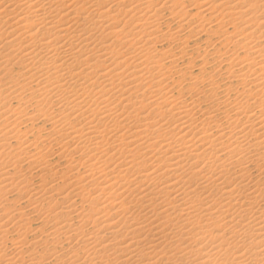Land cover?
Segmentation results:
<instances>
[{
  "label": "bare ground",
  "instance_id": "6f19581e",
  "mask_svg": "<svg viewBox=\"0 0 264 264\" xmlns=\"http://www.w3.org/2000/svg\"><path fill=\"white\" fill-rule=\"evenodd\" d=\"M257 10L261 21L254 17ZM165 14L177 22L176 29L163 26ZM205 20L219 29L254 27L264 36V0L0 4V218L6 219L0 220V239L12 228L19 233L28 220L24 212L6 214L4 197L16 191L28 195L37 217L53 222L50 241L58 245L62 236L74 242L73 262L84 254L86 264H264V46L257 49L249 40L251 57L240 66L250 79L233 67L220 76L221 90L219 82L204 83L207 63H201L199 77L189 84L194 100L177 99L166 86L172 75L187 77L176 57L187 56L184 64L192 67L188 41L209 29ZM185 29L187 38L180 35ZM245 31L237 37L246 42L252 34ZM162 41L180 43V56L172 54V46L160 54L155 45ZM236 59L233 66L239 65ZM233 84L243 88L237 97L230 94ZM12 100L22 105L12 110ZM201 103L210 107L203 110ZM23 105L34 108L46 125L37 128L34 118H24ZM69 118L78 124L67 123ZM24 122L28 126L20 131ZM43 143L62 151L56 160L33 157L35 170L54 178L63 161L66 171L58 177V189L44 188L38 198L26 177L32 173L21 174L19 164L20 156L31 159L29 151ZM14 149L17 157L5 161ZM9 168L16 172L10 175ZM53 197L57 202L50 206ZM85 224L92 231H85ZM3 239L0 253L8 249ZM22 241L12 244L19 263L28 249Z\"/></svg>",
  "mask_w": 264,
  "mask_h": 264
},
{
  "label": "rangeland",
  "instance_id": "374dc122",
  "mask_svg": "<svg viewBox=\"0 0 264 264\" xmlns=\"http://www.w3.org/2000/svg\"><path fill=\"white\" fill-rule=\"evenodd\" d=\"M3 1V2H2ZM4 3L5 2V0H0V4H2V3ZM220 1H218V3H219ZM254 3H256V2H253V5H254ZM263 3V2H262ZM262 3H258L257 2V5L256 6H259L260 4H262ZM189 4L191 5V3H187V2H184V5L183 6H187V9H189ZM215 4H217V2H215ZM259 4V5H258ZM261 6V5H260ZM191 8V7H190ZM199 10H197L196 9V12H198ZM259 11V12H258ZM191 14H194L193 12H195V9H192L191 11ZM260 10H257V16L254 14V17H255V19L257 20V19H259L260 21L262 20V18L259 16L260 15ZM259 13V14H258ZM207 18H208V14H206L205 15ZM165 18H163L162 19V23H163V26L164 27H167V25L169 26V27H171V28H175L176 29V24H177V22L176 21H174V20H172L171 19V17L169 16V15H167V14H165V16H164ZM205 17V18H206ZM210 17V16H209ZM198 19V18H197ZM197 19H195L194 21H193V23L194 22H197L198 20ZM197 20V21H196ZM252 20V19H251ZM259 20H257V21H259ZM174 21V22H173ZM257 21L255 22V23H257ZM167 22V23H166ZM172 22V23H171ZM207 22V20H205L204 21V25L206 24V28H209L207 31H203V32H201V33H199L198 34V36H195V37H193V38H190L189 39V45H190V47H189V49L187 50L188 51V53H189V57H193L194 58V56H195V59H193L192 58V60H194V64H192L191 66L193 67H191L190 68V66H188L187 64H184L185 62H187L188 60L186 59V58H188L187 56L186 57H183V58H181V59H178V57H176V64L179 66V69H181V71H183V72H187L188 73V75H187V77L186 76H184V77H180L179 75H175V76H171V78L168 80V81H166V86H168V89H169V92L171 93L170 95H172V96H175V98H177V99H179V98H181L182 100H185V101H192V100H194L195 99V95L193 96V94H195V91L194 90H190L189 91V84H190V82L191 83H193L194 82V77H199V68L201 67V66H204L205 64L204 63H207L206 65H205V69H206V71L208 72V74L206 73H204V78H205V84H209L210 82H219V88L221 87L222 89L224 88L223 87V84L225 83V81L221 78L220 79V76L221 75H224V73L225 74H227L228 72L227 71H231V70H234L236 67V69H239V68H241V66H240V64H242V63H244V61L246 60V55H249L250 56V50H248V48L251 46V44L249 43V40H250V42L252 41H254L253 43H252V45H256L257 46V44L260 46H257L258 48L257 49H261V47H263L264 46V36H260L259 34V31H257L256 29H254V27L253 28H251L250 29V31H249V29H248V27H245L246 25H242V26H240V28H237V29H235V27L233 28L232 26H224V27H222L221 29H219V27L218 26H216V24H215V22H211V20H208V24L206 23ZM252 22V21H251ZM169 23V24H168ZM192 23V24H193ZM211 23V24H210ZM255 23H253V24H255ZM165 24V25H164ZM252 24V23H251ZM251 24H249V25H251ZM178 25V24H177ZM244 26V27H243ZM228 28V29H227ZM233 30V31H232ZM247 32H246V31ZM222 31V32H221ZM226 31V32H225ZM244 33V31L246 32L245 34H243V35H250V34H252V35H250L249 36V39H247L246 40V42L247 43H249V45H247V43L245 42V40H243L242 39V37H237V35H238V33H242V32ZM262 31H263V29H262ZM187 32H188V29H185L184 30V32H180V35H181V37H183V38H187ZM229 32V33H228ZM258 32V33H257ZM222 33H223V35H222ZM232 33V34H231ZM253 33H255V34H253ZM231 35V36H230ZM233 35H236V36H233ZM224 36V37H223ZM239 36V35H238ZM241 36V35H240ZM262 37V38H259V37ZM226 37H228V39L226 38ZM235 37V38H234ZM182 38V39H183ZM206 38V39H205ZM230 38H232V41L230 40ZM254 38V39H253ZM181 39V40H182ZM224 39H227V41H225V42H227V47H226V45H225V42H224ZM204 40V41H203ZM233 40H235L234 42H236V43H238L239 44V42H240V45H237V44H234V45H236V46H234L233 45ZM229 41V42H228ZM244 41V42H243ZM223 42H224V44H223ZM232 42V43H231ZM243 42V43H242ZM263 42V43H262ZM159 43H161V42H158V43H156V49L160 52V50H162L161 52H160V54H162V53H164L165 51H167V50H169V48L172 46V54H174V55H177V56H180L178 53H179V50H180V47H179V45H180V43H173L171 46H170V44H168L167 42H165V41H162V44H159ZM197 45H196V44ZM221 43L223 44V46H221ZM257 43V44H256ZM168 44V45H167ZM194 44V45H193ZM245 45V46H244ZM196 46V47H195ZM199 46V47H198ZM220 46V47H219ZM225 46V47H224ZM240 46H242V48L240 47ZM246 46H248V47H246ZM178 47V48H177ZM201 47V48H200ZM202 47H203V49H202ZM215 47V48H214ZM219 47V48H218ZM222 47V48H221ZM239 47L241 48V49H239ZM195 48V50H193ZM196 48H198V49H196ZM222 50H221V49ZM223 48H225V50L223 49ZM264 48V47H263ZM160 49V50H159ZM207 49V50H206ZM239 49V50H238ZM243 49H245V50H243ZM192 50H193V52H192ZM197 50V51H196ZM215 50V51H214ZM218 50V51H217ZM224 50V51H223ZM228 50H230V51H228ZM238 50V51H237ZM203 51H205L203 54H202V52ZM217 51V52H216ZM221 51V53H219ZM244 51V52H243ZM197 52V53H196ZM211 54H209V53ZM222 52H226V55L224 56V54L225 53H222ZM227 52H230V54L229 53H227ZM234 52H236V53H234ZM166 53V52H165ZM196 53V54H195ZM198 53L200 54V55H198ZM214 53H218L220 56H218V54H214ZM244 53H246L245 55H244ZM160 54H158L157 56H160ZM193 54V55H192ZM204 54H206V55H204ZM231 54H233V56L232 57H230L231 56ZM234 54H236V55H234ZM242 54L244 55V57L242 56ZM196 55H197V57H196ZM202 55V56H201ZM208 55V56H207ZM210 55V56H209ZM241 55V56H240ZM216 56H217V58H216ZM221 56H222V58H221ZM227 56V57H226ZM230 57V58H229ZM236 57H237V59H236ZM251 57V56H250ZM159 58V57H158ZM232 58H235L236 60H238V58H239V60L238 61H235V64L238 62V66H233L232 64H231V59ZM216 59V60H215ZM228 59H230V60H228ZM200 60H202V61H200ZM222 62H221V61ZM226 60V61H225ZM244 60V61H243ZM169 61V60H168ZM167 61V62H168ZM229 61V62H228ZM242 61V62H241ZM166 62V61H165ZM240 62V63H239ZM183 63V64H182ZM201 63H203L204 65H201ZM220 63V64H219ZM228 63H230V64H228ZM247 63V62H246ZM180 64H182V65H180ZM218 64V65H217ZM220 65V66H219ZM230 65V66H229ZM232 65V66H231ZM197 66V67H196ZM240 66V67H239ZM195 67V68H194ZM216 67V68H215ZM233 67H234V69H233ZM246 66H242V73H247V75H248V77H246V78H248V79H250V78H252V74H250V73H248L247 71H246V68H245ZM188 68H190L189 70H188ZM230 68V69H229ZM245 68V69H244ZM186 69V70H185ZM193 69V70H192ZM222 70V71H221ZM227 70V71H226ZM189 71V72H188ZM217 71H219V72H217ZM221 71V72H220ZM20 72H22V70H20ZM198 72V73H197ZM196 73H197V76H196ZM217 73V74H216ZM189 74L191 75L190 76V80H189ZM208 75V76H207ZM217 75V76H216ZM213 77V79H212V77ZM250 76V77H249ZM208 77V78H207ZM224 78H225V76H223ZM208 81H207V80ZM209 79H212V81L211 80H209ZM201 80V79H200ZM173 81H175V82H173ZM210 81V82H209ZM172 82L174 83V84H172ZM183 82V83H182ZM137 83V82H136ZM136 83H133L132 84V86H134ZM169 85H170V87H169ZM178 86H179V88H178ZM234 86V87H233ZM6 87V86H5ZM4 87V88H5ZM187 87H188V89H187ZM203 84H199L198 86H197V88H199V89H201V90H203ZM231 87L233 88V89H231L230 88V94L231 95H234L235 94V97H237L238 95H240L242 92H243V88H242V86H240V85H236V84H233V85H231ZM239 87V88H238ZM241 87V88H240ZM207 88H209V87H207ZM206 88V89H207ZM220 88V89H221ZM234 88H235V93H234ZM0 89H2L1 87H0ZM219 89V91H221ZM240 89V90H239ZM177 90V91H176ZM172 91V92H171ZM241 92L240 94H238L237 92ZM233 93V94H232ZM236 93H237V95H236ZM180 96V97H179ZM194 97V98H193ZM192 98V99H191ZM180 99V100H181ZM191 99V100H190ZM10 103V102H9ZM8 103V104H9ZM22 105V102H18L17 103V100H12L11 101V104H9L8 106H11L10 108H12V110H15V108L16 109H18L19 108V106H21ZM29 106V105H28ZM28 106H26V105H23L22 107H21V109H27L26 110V115L25 116H27V117H24V118H30L31 117V120L34 118V120H32V121H34L33 123L35 124V127H37L38 128V126L39 127H44L45 125H46V123H44L43 122V120L40 118V119H37L36 117H35V110H34V108H30V107H28ZM201 109H203V110H205V109H207L208 107H210V105L209 104H207V103H201V105L199 106ZM20 109V110H21ZM29 113V114H28ZM37 120H36V119ZM67 123H71V124H73L74 125V123H77L73 118H69L67 121H66ZM2 119H0V125H2ZM43 124H45V125H43ZM78 124V123H77ZM26 126H28V125H26V123L24 122V123H22L20 126H19V130L20 131H24L25 130V127ZM80 126V125H79ZM21 127V128H20ZM1 128V127H0ZM24 129V130H23ZM32 141V140H31ZM50 146H48V144L47 143H43V145L42 144H36V148H34V149H32V150H30L29 151V155L31 156V159H30V157H25V156H20V160H21V162H20V164H19V168L22 170V173L21 174H23V175H25V174H27V173H32V175H27L26 177H27V181H28V183H30L29 185H30V187H33V188H35L34 190H36L37 191V194L35 195H33L32 193V196H34V197H38V196H41L42 195V193H43V191L45 190V189H51V187H52V189H53V187H55L56 189H58L59 188V180H58V177L63 173V172H65L66 171V169H65V165L63 164V161L61 162V160H59V162H61V163H59V165H60V167L58 168L59 170L57 171L58 173H59V175L57 174V176H54V178L51 176V175H49L48 174V172L47 171H44L43 172V175H42V172H41V174H40V172L39 171H36L35 169L36 168H34V166H33V164L31 165V163H32V161L31 160H33L32 158L34 157V159L35 158H38V160H41L42 158L41 157H45L44 159L45 160H56L57 159V155L62 151V149H61V147L59 146V145H55L54 143H51V144H49ZM56 146V147H55ZM38 147V148H37ZM60 150V151H59ZM12 151V150H11ZM11 151H7L6 152V154L8 153V154H10V155H8L9 157L8 158H6L5 159V161H8V159L9 158H12L13 156H15L16 154L18 155V150L16 149H14L12 152ZM57 151H59V152H57ZM10 152V153H9ZM52 152V153H51ZM55 152V153H54ZM11 153H13V154H11ZM32 154V155H31ZM49 154V155H48ZM17 155L15 156V157H17ZM38 155V156H37ZM48 155V156H47ZM53 155V156H52ZM26 158V159H25ZM29 158V159H28ZM12 160H14V159H11V162H14V161H12ZM43 160V159H42ZM31 162V163H30ZM30 164V165H29ZM29 165V166H28ZM63 165V166H62ZM31 167V168H30ZM33 168V169H32ZM63 168H64V170H63ZM28 169V170H27ZM61 169V170H60ZM7 170H9V172H10V175H13L14 173L13 172H16V171H13L11 168H9V169H7ZM63 170V172H61ZM2 171V170H1ZM24 171V172H23ZM56 171V170H55ZM54 171V172H55ZM74 172H76V171H74ZM25 173V174H24ZM40 174V175H39ZM48 174V175H47ZM54 174V173H53ZM44 176V177H43ZM57 177V178H56ZM32 178V179H31ZM30 181H29V180ZM58 180V181H57ZM41 182V183H40ZM46 182V183H45ZM28 183H27V186L29 187V185H28ZM46 185V186H43V185ZM58 184V185H57ZM48 186V187H47ZM41 188H42V190H41ZM45 188V189H44ZM88 188H90V187H88ZM55 189V190H56ZM54 190V189H53ZM67 190V189H66ZM42 193H41V192ZM38 192H40V194L38 193ZM54 192H56V191H54ZM25 197V198H24ZM28 197V195H26V196H21V193H20V195L15 191V192H11V193H8V194H6L5 195V197L4 198H6V202H4L3 203V205H4V208L5 209H7V215H9V216H12L13 214H15L16 213V211H17V213L19 212H24V213H26V215H27V217H28V220L25 222V224L26 223H28L27 225H25L24 224V227L21 229V231L19 232V233H17L15 230L16 229H10V230H13V231H10L9 233H8V235H5L4 236V241H5V244L7 245V247H8V249H5L4 248V253H2L3 251H1V255H0V259H2V260H0V264H5V263H7V262H9V263H7V264H31L30 262H32V264H35V262H39L40 264H70V262H71V264L73 263V264H86V262H85V258L83 259V257L82 256H84V254L83 255H81V257H80V259H79V262H73L72 260H70L71 258H69L70 256L69 255H71L73 252H75V251H77L78 249H76L75 248V244H74V242H71V243H67V241H65L64 239H63V237L62 236H60L61 237V240H63L62 242H61V240L59 241V240H57V241H59L60 243H61V245H60V243L58 242V245L57 244H55V243H53L52 241H50L51 240V237H52V233H53V231H54V228H53V226H52V223L53 222H51V221H44V219H43V217L41 216V217H39V215H38V217H37V212H34V210H33V206H30L29 207V198H28V200L26 199ZM34 197H32L33 199H34ZM108 197V196H107ZM107 197H102V199H100V201L99 202H102V201H106V198ZM39 198V197H38ZM35 199H37V198H35ZM8 200V201H7ZM10 200V201H9ZM52 202L51 203H49V205L51 206V205H55L56 203L55 202H57L56 201V199H55V197H53L52 198ZM51 201V200H50ZM98 202V203H99ZM27 205V206H26ZM97 205V204H96ZM11 207H13V208H11ZM29 207V208H28ZM14 209V210H13ZM32 209V210H31ZM2 210V203H0V216H1V214L3 213V210ZM12 210V211H11ZM33 212L32 214L31 213H29V212ZM16 213V214H17ZM0 220H1V222L4 220V219H2V218H0ZM6 220V219H5ZM4 220V221H5ZM3 221V222H4ZM31 221V222H30ZM50 223V224H49ZM45 224V225H44ZM77 225H81L80 223L79 224H77ZM87 227L85 228V226L84 227H82L85 231H92V227L89 225H87V224H85ZM29 226V227H28ZM5 227H8V226H5ZM26 227V228H25ZM51 228V229H50ZM25 229V231H23ZM41 229V230H40ZM31 230V231H30ZM50 230V231H49ZM46 232H47V234H46ZM17 233V234H16ZM90 233V232H89ZM24 234H25V236H24ZM35 236V237H34ZM55 236H56V234H55ZM25 237V238H24ZM38 237V238H37ZM44 237H47V238H44ZM1 238V237H0ZM23 238V239H22ZM36 238V239H35ZM40 238V239H39ZM2 239H0V240H2ZM31 239V240H30ZM39 239V240H38ZM48 239H49V241H48ZM18 240H19V242H21L22 240L25 242V243H27V245L30 243V244H32V243H36V245L34 246V247H31L30 245H25L26 247H24V248H28V249H25L24 251H25V253H23L24 255H21V257H22V261H24V259L26 260V261H24V262H16L17 261V258H19V257H17L16 258V255L17 256H20L17 252H16V249L15 248H13V246H12V244L13 243H17L18 242ZM42 240V241H41ZM45 240H47L48 242H51V243H49V244H47L48 242L47 241H45ZM11 241V242H10ZM22 241V242H23ZM30 241V242H29ZM44 241V243H46V244H44V243H42ZM23 242V243H24ZM29 242V243H28ZM65 243V244H64ZM55 244V245H54ZM69 244H70V246H69ZM46 245V246H45ZM10 246V247H9ZM70 247H72L71 249H73V250H71L70 249ZM11 248V249H10ZM64 248V249H63ZM69 248V249H68ZM14 249V250H13ZM29 249H32V251H31V253H30V250ZM52 249V250H51ZM54 249V250H53ZM29 250V252H27ZM36 250V251H35ZM71 250V252H69ZM35 251V252H34ZM55 251V252H54ZM58 251V252H57ZM11 252H13V253H11ZM26 252L29 254V256H28V254H26ZM52 252V253H51ZM61 252V253H60ZM10 253V254H9ZM46 253V254H45ZM51 253V254H50ZM56 254V255H55ZM58 254V255H57ZM4 255H6V256H4ZM31 255V256H30ZM1 256H4V257H1ZM7 256H9L8 257V259L6 258ZM10 256H13V258H11ZM53 256V257H52ZM56 256V257H55ZM20 257V258H21ZM25 257V258H24ZM31 260H29L28 258ZM48 259H47V258ZM7 260H6V259ZM9 258H11V259H9ZM45 260H44V259ZM56 258H58V259H56ZM62 258V259H61ZM15 259V260H14ZM60 259V260H59ZM10 260V261H9ZM34 260H35V262H34ZM38 260V261H37ZM43 260V261H42ZM12 261V262H11ZM14 261V262H13ZM45 261V262H44ZM28 262V263H27ZM55 262V263H54ZM57 262V263H56ZM59 262V263H58ZM65 262V263H64ZM113 264H116V263H113Z\"/></svg>",
  "mask_w": 264,
  "mask_h": 264
}]
</instances>
